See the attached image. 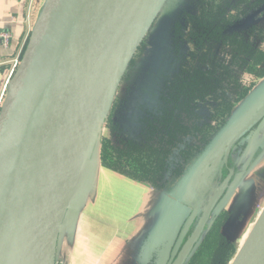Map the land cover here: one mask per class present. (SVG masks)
Wrapping results in <instances>:
<instances>
[{
    "label": "water",
    "instance_id": "95a60500",
    "mask_svg": "<svg viewBox=\"0 0 264 264\" xmlns=\"http://www.w3.org/2000/svg\"><path fill=\"white\" fill-rule=\"evenodd\" d=\"M167 2L46 0L0 107V264L38 263L29 246L34 222L69 154L85 137L84 163L71 200L61 208L49 204L40 224L41 243L48 242L47 262L56 263L64 209L75 211L77 192L98 161L102 127L120 82ZM262 122L264 82L187 169L173 189L183 194L177 198L197 190L227 163L232 146ZM230 175L169 264L186 263ZM232 264H264V207Z\"/></svg>",
    "mask_w": 264,
    "mask_h": 264
},
{
    "label": "crops",
    "instance_id": "0c3cea01",
    "mask_svg": "<svg viewBox=\"0 0 264 264\" xmlns=\"http://www.w3.org/2000/svg\"><path fill=\"white\" fill-rule=\"evenodd\" d=\"M186 1L188 6L184 9L185 13L183 15L186 30L183 31L178 26L175 21L176 14L165 15L164 9L168 5V0L147 33L139 51L138 73L136 77L134 76L135 81L132 82V86L138 88L140 86L144 94L142 97L148 99L151 97L156 102L159 101V106L160 94L174 76L179 64L180 60L176 63V54L179 52V47L185 45L186 51H191L192 41L188 34L193 29V24L190 20L196 18L199 14V9L202 3H204L203 1L206 4L210 3L206 0ZM45 3L46 0H0V30L8 31L11 34V40L7 47L2 46L0 43V97L9 79L14 62L18 61L20 64L22 60L32 30L42 13ZM173 36L176 43L175 41L172 42ZM193 50L194 47H192ZM161 55H164L165 58L162 59ZM168 65L174 66V70L171 73L168 72ZM150 68L154 69V73L158 68L162 70L158 74L151 75L148 72ZM160 73L163 75H160ZM263 82L264 77L238 103L235 111ZM116 100L115 97L114 104H117ZM114 110L115 106L112 109V121L117 123L114 118ZM160 113L161 110L157 113L149 114L146 117L159 116ZM144 118L141 119L140 117V125H138L140 126V139L143 137L145 129L146 121ZM205 123L206 121L203 124ZM117 129L118 132H111L103 128L102 136L103 133H107L106 136L110 137L113 142H116L118 139L136 142L139 140V138L131 136V133L126 131L125 127L123 133H130V135L127 138L122 137L124 135H122L119 124ZM118 133H120L119 138L116 137ZM249 136V139H247L248 135L246 137V142L249 141L247 148L252 149L255 146H264V123ZM200 145V139L195 132L188 138L185 137L183 142L179 143L173 149L166 160V164L169 163L168 167H166L168 170L166 171L165 169L163 173L161 182L163 185L161 186L159 183L158 186H152L135 180L125 174L104 168L101 166L98 156V161L89 176L91 180L90 186L88 182L83 188L82 195L79 197L78 204L75 208L74 217L76 218L68 217L69 220L66 219L67 221L65 220L61 225L62 232L61 236H58L57 239L56 258L59 257V252L61 253L62 251L60 254L61 264H69L67 255L72 256L74 250L77 248L76 252L80 256H76L83 260L85 259V261L87 260V264H169L180 246L185 232L189 229L194 218L201 212L207 195L212 190L216 175L223 168L222 166L221 168L214 169L208 178L205 179V182L199 185L197 190L183 199L177 198V195H183L181 191L177 189L173 191V189L178 184V181L183 178L189 167L182 171L178 181L171 188H164L165 181H168L172 177V174H174V171L184 163L181 152L189 146L195 147ZM262 163L256 162L244 174L238 173L239 178L235 184V188L241 190V192L245 191V194H247V198L243 199L245 195H242L239 202L244 201L245 203L246 201V205L253 206V209L255 208L256 200L259 196H262L263 188H258L256 181L248 182L247 180L251 175L255 178L257 177L256 171L260 165H263ZM171 164L173 165L172 169L169 167ZM97 172L103 174L113 172L112 174L116 175L118 179H123L133 185H136L135 182L138 185L141 184L139 186L144 188L148 193L143 205L139 209L136 208L135 211L133 210V212L129 209L122 210L121 207H118L115 211H110L106 206L107 202L105 200L104 202L103 200L100 201L98 192L96 194V190H94L93 184ZM231 193L233 191L229 193L228 197L231 196Z\"/></svg>",
    "mask_w": 264,
    "mask_h": 264
},
{
    "label": "trees",
    "instance_id": "16d2710c",
    "mask_svg": "<svg viewBox=\"0 0 264 264\" xmlns=\"http://www.w3.org/2000/svg\"><path fill=\"white\" fill-rule=\"evenodd\" d=\"M203 2L199 14L190 20L193 29L188 36L194 44V50L189 52V57L187 55L186 58H181L174 76L161 92L160 115L144 118V134L137 142L122 139L113 142L106 136L107 133H103L99 152L102 167L152 186H158V183L163 185L161 181L166 160L192 130L185 118L192 115L197 104L209 98L220 99L208 121L200 127H195L199 132L201 145L189 146L181 152L184 163L174 171L168 181H165L164 188H169L178 181L182 171L191 166L199 153L225 125L237 104L264 77V50L254 48L250 54L245 50L249 60L245 61L246 65L243 67L235 55V52L243 51V44L237 43L234 33L226 35L219 29L222 25H232L236 17L234 19L229 13L226 18L225 9L212 0L207 4ZM213 26L218 35H211L209 38L206 34L214 32L211 31ZM221 39L224 51L228 52L229 61L221 59L218 54L216 45ZM130 65L131 62L125 74ZM241 80L244 83H241ZM225 91L228 92L225 94ZM113 107L114 101L104 121V129L118 132V124L112 121ZM195 259L190 263L196 264Z\"/></svg>",
    "mask_w": 264,
    "mask_h": 264
},
{
    "label": "rangeland",
    "instance_id": "374dc122",
    "mask_svg": "<svg viewBox=\"0 0 264 264\" xmlns=\"http://www.w3.org/2000/svg\"><path fill=\"white\" fill-rule=\"evenodd\" d=\"M206 1L210 2V0H206ZM212 1H213V3H218V4L226 6V7H228L230 5V0H212ZM184 2H185V0H169L168 5L164 9L165 15L176 14L175 21L177 22L178 26L183 31L186 30V25L184 24V20H183V15L185 13L184 9L188 6L187 1L185 3ZM228 13L229 12H227L225 14L223 13L226 16V18H228ZM204 27H206V26H204ZM219 29L222 33V26H219ZM214 30H217V29L214 27L211 31H214ZM223 32H224V30H223ZM217 33L218 32L214 31L213 33H207L206 36H208L209 38L211 35L216 37L218 35ZM184 52H186L185 45H183L182 47H179V52L176 54V60H177L176 63H178V61L182 57L180 55V53H184ZM138 55H139V50L135 53V55L131 61V65H130V68L128 70V73L122 79V81L120 83V87L116 93L115 97L117 99L116 100L117 104L116 103L114 104V106H115L114 118L121 127L122 135H124L122 137L127 138L131 133V136H134L135 138L140 139V137H141L140 126H138V125H140V123H139L140 117H141V119H143L144 117H146L149 114L157 113L160 110V108H159L160 106H159V101L156 102L151 97H150V99H148L146 97H142V95H144V94L142 93L140 86H139V88L132 86L133 85L132 82L135 81V77L137 76V73H138V62H139L138 60H140V58L138 59ZM240 63H242V62H240ZM167 69H168V72L171 73V71L174 70V66L168 65ZM160 70H162V69H160ZM148 72L151 75L155 74L154 72H151V71H148ZM160 75H163V74L160 73ZM241 83H244V81L241 80ZM236 84H238V82ZM230 85H232V84H230ZM227 92L228 91H225V94ZM231 97H233V96H231ZM219 101H220V99L215 100L213 98H209L206 101H204L203 103L197 104L196 107H194V109L192 111V115H190V117L188 116L185 118L186 122L189 123V125H191L190 126V128H192L191 132L195 131L198 135V138H199V132L196 131L195 127H200V125H202L205 121H207L209 119V116L215 112V107L219 104ZM263 123L264 122L259 124L253 130V132L256 129H258ZM124 127H125L126 131L130 132L129 134L123 133V131H125ZM103 128H104V124L102 127V132H103ZM191 132H189V134ZM195 132H192L191 135H193V133H195ZM188 135L185 137L188 138L189 137ZM101 137H102V133H101ZM116 137L119 138L120 133H118ZM246 137L238 140V142L234 146H232V148L229 151L228 158L232 154V151L234 150V156L232 157L233 158V164H234L235 168L238 169L239 173H241V174H244L256 162L257 163L263 162L262 166L258 165L259 167L256 171L257 177L255 178L251 175L250 178L247 180L248 182L256 181L258 183V188H263V193H262V196L261 197L259 196V198L256 200L255 208H254V211H252V213H251L250 220H248L247 223L245 222V230L242 233V236L235 241L234 246L227 247L224 249L225 254L221 257L219 264H232V262L234 261V259L238 255L239 250L244 245L248 234L252 230V228L254 226V222L259 215V212L264 207V146L259 145V146H255L252 149H250V148H247L245 145H243V146H239V148H235V146H237V144H239V143L245 144ZM246 143L249 144V141ZM168 164L169 163L166 164V167H168ZM224 166H225V164H223V167ZM166 167H165V169L167 171L168 169ZM169 167H170V169H172L173 165L171 164V165H169ZM221 170L222 169H220V171H219L220 175L222 173ZM112 173L113 172H108V174H103L101 172L96 173L93 187H94V190H96V194L98 192L99 200L100 201L103 200V202L105 200L107 202L106 206L110 211H115V210H117L118 207H121L122 210L123 209L124 210L129 209L132 212H133V210L135 211L136 208L139 209L141 207V205H143L144 199L147 198V196H148V193L146 192V190L139 186L141 184L138 185L135 182V184L138 186L133 185L129 182H126L123 179H118V177ZM238 178H239V174L235 178L234 182H236L238 180ZM88 180H89L88 182H89V186H90L91 180L90 179H88ZM77 193L79 194L78 196H81L82 195V188H80ZM115 200H116V202H115ZM72 204H73V201L69 204V206H72ZM77 204H78V202H77ZM65 209H64L65 212H64L63 219H62V223L66 219L69 220L68 217L73 218V219L76 218V217H74L73 211L71 213H68L67 212L68 209H66V210ZM61 229L62 228H60V231L58 233L59 237L61 236V232H62ZM212 248L213 247L211 244L208 247L207 252L205 253L207 260H209V251H211ZM76 251H77V248H76V250H74L72 256L67 255V258L69 259V264H87L88 263L87 260L85 261V259L83 260V259L77 257V256H80V254L77 253ZM61 253H62V251H61ZM61 253L59 252V257L56 258L55 264H61V257H60ZM223 259H225L226 262L223 263ZM195 261H196V264H207L205 258H199V259L197 258Z\"/></svg>",
    "mask_w": 264,
    "mask_h": 264
},
{
    "label": "flooded vegetation",
    "instance_id": "af4514ba",
    "mask_svg": "<svg viewBox=\"0 0 264 264\" xmlns=\"http://www.w3.org/2000/svg\"><path fill=\"white\" fill-rule=\"evenodd\" d=\"M220 7H223L225 9V13H231L234 19L236 17L232 25H222V33L226 35L234 33L237 43L243 44V51L235 52V55L238 57V60H236L238 62H242L243 67H245V61L249 60V57L246 54L245 50H247L248 54H250V52L253 51L254 48L264 50V0H230V5L228 7L223 5H220ZM144 39L138 48L139 51L142 47ZM173 41H175L174 36L172 37V42ZM192 47H194L193 43L191 44V51ZM216 48L220 58L228 59L229 61L228 52L227 54H225L222 39L217 43ZM189 51L190 50H187L186 52L182 53L181 56L186 58V56L188 55L189 57ZM164 58L165 56L163 55L162 59ZM153 70V68H150L151 72H154ZM159 71L161 70L158 68L155 74H158ZM127 73L128 72H126L124 76L127 75ZM259 124L260 123H258L253 128V130ZM243 145L247 147V143L245 142V144H237L235 148H239V146ZM233 156L234 150L232 151V154L229 156V158H227V163L222 168L221 175L220 172L216 175L215 180L213 182L212 190L207 195L206 202L204 203L202 209L206 206L208 200L214 195L216 189L223 184L224 180L229 175V171H231V175L226 183V186L224 187L213 210L211 211L209 219L204 227V230L201 233L197 243L195 244L185 264H191V260L195 258H205L207 264H219L221 257L225 254L224 249L227 247L234 246L235 241L242 236V233L245 230V222L247 223V221L250 220L251 213L254 210L253 206H247L249 204L246 205V201L245 203L244 201L239 202L241 196L245 195L243 199H246L247 194H245V191H243V193L241 192V190L235 188L234 186L237 182L234 181L235 178L238 176L239 170L236 169L233 164ZM231 191H233V193H231V196L228 197ZM202 209L201 212L192 221V224L189 226V229L187 228L188 230L185 232V235L180 246L177 249V252H179L182 245L194 231L202 215ZM211 244L213 248L211 249V251H209V260H207L205 253L207 252L208 247ZM224 262H226L225 259H223V263Z\"/></svg>",
    "mask_w": 264,
    "mask_h": 264
},
{
    "label": "bare ground",
    "instance_id": "6f19581e",
    "mask_svg": "<svg viewBox=\"0 0 264 264\" xmlns=\"http://www.w3.org/2000/svg\"><path fill=\"white\" fill-rule=\"evenodd\" d=\"M86 135V132L84 133V136ZM84 146H85V137L81 140L80 146L76 148L74 152L69 154L66 162V166L64 168V173L61 171V174L59 176V179L57 183L52 188L51 192L49 193L48 197L45 199L43 206L34 222L33 229L30 234V243L31 249H33L32 256L36 257L37 264H48L47 262V245L48 242L45 240V242L41 243V236L43 234L41 231L43 230L41 228V221L44 218V212L49 207V204L52 205L53 203H57V207L61 208L64 205H66L72 198L73 193V187L77 184L82 166H83V158H84ZM72 189V190H71ZM45 204V205H44ZM50 210L46 213V216L43 221V226L45 224V221L49 215ZM57 216V215H56ZM43 232V231H42ZM41 243V244H40ZM50 250V249H49ZM28 257V256H27ZM47 262V263H46Z\"/></svg>",
    "mask_w": 264,
    "mask_h": 264
},
{
    "label": "built area",
    "instance_id": "2783aa9c",
    "mask_svg": "<svg viewBox=\"0 0 264 264\" xmlns=\"http://www.w3.org/2000/svg\"><path fill=\"white\" fill-rule=\"evenodd\" d=\"M10 40H11V34L8 31L0 30V43H1V45L4 46V47H7L9 45ZM18 64H19L18 61H15L14 64H13V68L10 71L9 79H8L6 85H5L4 89H3V93H2V95L0 97V107H1V104H2L3 99L5 97L9 81L11 80L12 76L14 75Z\"/></svg>",
    "mask_w": 264,
    "mask_h": 264
}]
</instances>
